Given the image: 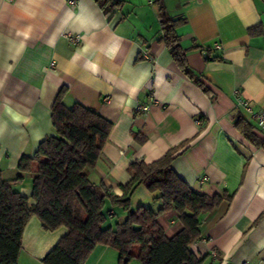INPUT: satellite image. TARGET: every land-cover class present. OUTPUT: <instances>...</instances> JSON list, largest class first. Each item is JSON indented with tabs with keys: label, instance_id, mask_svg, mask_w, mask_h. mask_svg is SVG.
I'll use <instances>...</instances> for the list:
<instances>
[{
	"label": "crops",
	"instance_id": "1",
	"mask_svg": "<svg viewBox=\"0 0 264 264\" xmlns=\"http://www.w3.org/2000/svg\"><path fill=\"white\" fill-rule=\"evenodd\" d=\"M73 1L0 0L2 178L30 200L35 175L17 165L53 135L51 108L61 94L66 108L81 105L112 125L91 182L121 197L131 164L177 150L171 168L193 192L230 198L201 216L203 238L191 251L203 264H264V149L247 141L234 121L243 118L257 137L264 131L232 94L239 90L253 112L264 110V0H163L170 18L185 20L176 28L179 45L208 93L183 74L160 39L154 0H111L120 6L109 15L95 0ZM69 36L79 41L70 43ZM159 197L140 185L129 206L159 213L158 224L172 238L182 225L174 209L160 212ZM103 212L105 229L126 219L108 201ZM65 234L62 227L44 230L31 217L17 264H43ZM118 260L115 250L97 246L84 264Z\"/></svg>",
	"mask_w": 264,
	"mask_h": 264
},
{
	"label": "trees",
	"instance_id": "2",
	"mask_svg": "<svg viewBox=\"0 0 264 264\" xmlns=\"http://www.w3.org/2000/svg\"><path fill=\"white\" fill-rule=\"evenodd\" d=\"M95 2L106 15L120 6L111 0ZM154 4L159 12L160 39L183 74L208 93L187 66L185 52L179 45L176 28L185 20L170 18L163 0H154ZM51 124L53 135L39 144L33 156L23 155L17 165L19 172L35 175L30 200L15 191L12 182L4 180L0 172V264H17L23 229L31 217H36L44 230L66 229V234L42 259L43 264H84L97 246L115 249L118 264H129L131 260L140 264H203V258L191 251V246L203 238L200 218L230 198L193 192L171 168L177 150H169L150 164H131L127 169L129 183L122 187L121 197L114 196L103 184L89 179L111 123L81 105L66 108L60 94L51 108ZM234 127L253 146L264 149V138L255 136L243 118L235 119ZM140 185L150 193L160 194V212L176 211L182 229L172 238H167L158 224L159 213L146 208L136 212L130 209L131 194ZM106 201L126 212L125 221L113 229L102 227Z\"/></svg>",
	"mask_w": 264,
	"mask_h": 264
},
{
	"label": "built area",
	"instance_id": "3",
	"mask_svg": "<svg viewBox=\"0 0 264 264\" xmlns=\"http://www.w3.org/2000/svg\"><path fill=\"white\" fill-rule=\"evenodd\" d=\"M65 1H67L68 4L71 6L75 5V2L73 0H65ZM68 40L70 43L75 44L76 42L79 41V36H69ZM143 59H149V56L146 53H144ZM232 94L236 100V105L255 120L256 126L259 130L264 131V110H260L255 113L253 112L252 105L250 104V102L241 97V93L239 90H234ZM141 110L146 111L148 110V107L144 106L141 108ZM196 123L199 124V121L196 120ZM212 256L216 257V254L212 253ZM240 264H249V263L245 261Z\"/></svg>",
	"mask_w": 264,
	"mask_h": 264
},
{
	"label": "rangeland",
	"instance_id": "4",
	"mask_svg": "<svg viewBox=\"0 0 264 264\" xmlns=\"http://www.w3.org/2000/svg\"><path fill=\"white\" fill-rule=\"evenodd\" d=\"M62 228H64V227H62ZM111 248V247H110ZM112 250H115V249H113V248H111ZM115 252H117L116 250H115ZM88 259V258H87ZM134 260H131L129 263H131V262H133ZM136 261V260H135ZM138 262V261H137ZM119 263V260H118V262H117V264ZM140 263V262H139Z\"/></svg>",
	"mask_w": 264,
	"mask_h": 264
},
{
	"label": "water",
	"instance_id": "5",
	"mask_svg": "<svg viewBox=\"0 0 264 264\" xmlns=\"http://www.w3.org/2000/svg\"><path fill=\"white\" fill-rule=\"evenodd\" d=\"M124 262H126V260H124Z\"/></svg>",
	"mask_w": 264,
	"mask_h": 264
}]
</instances>
